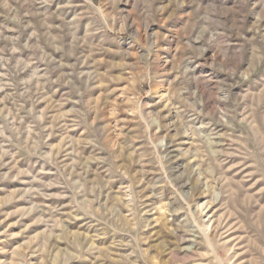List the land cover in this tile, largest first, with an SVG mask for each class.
<instances>
[{"label": "rangeland", "instance_id": "1", "mask_svg": "<svg viewBox=\"0 0 264 264\" xmlns=\"http://www.w3.org/2000/svg\"><path fill=\"white\" fill-rule=\"evenodd\" d=\"M0 264H264V0H0Z\"/></svg>", "mask_w": 264, "mask_h": 264}, {"label": "bare ground", "instance_id": "2", "mask_svg": "<svg viewBox=\"0 0 264 264\" xmlns=\"http://www.w3.org/2000/svg\"><path fill=\"white\" fill-rule=\"evenodd\" d=\"M224 227V226H223ZM228 229V228H227ZM225 232V231H224ZM230 233V232H229ZM204 236V235H203ZM205 238V237H204ZM206 239H207V237H206ZM205 239V240H206ZM210 241V240H209ZM208 243V242H207ZM209 247H211V244H210V246ZM212 248V247H211ZM214 248V247H213ZM213 248L212 249H210L211 251L213 250ZM220 261H221V259H220ZM239 262V261H238Z\"/></svg>", "mask_w": 264, "mask_h": 264}]
</instances>
